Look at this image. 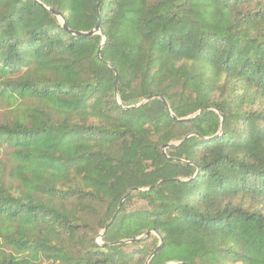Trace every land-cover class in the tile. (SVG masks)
<instances>
[{"label": "trees", "instance_id": "16d2710c", "mask_svg": "<svg viewBox=\"0 0 264 264\" xmlns=\"http://www.w3.org/2000/svg\"><path fill=\"white\" fill-rule=\"evenodd\" d=\"M0 264H264V0H0Z\"/></svg>", "mask_w": 264, "mask_h": 264}, {"label": "water", "instance_id": "95a60500", "mask_svg": "<svg viewBox=\"0 0 264 264\" xmlns=\"http://www.w3.org/2000/svg\"><path fill=\"white\" fill-rule=\"evenodd\" d=\"M98 31H99V25L97 24L93 30H91V31H89V32H79V33H81V34H83V35H91V34L96 33V32H98ZM149 97H150V96H149ZM149 97H147V98H149ZM159 98H160L161 100L164 101V99H163V97H162L161 95H159ZM169 145H170V144H167L166 146H169ZM122 200H123V198H122ZM122 200H121V201H122Z\"/></svg>", "mask_w": 264, "mask_h": 264}]
</instances>
